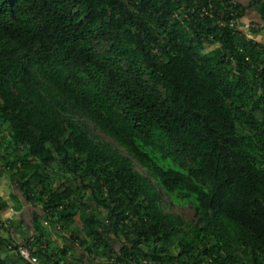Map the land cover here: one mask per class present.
<instances>
[{"label":"trees","instance_id":"obj_1","mask_svg":"<svg viewBox=\"0 0 264 264\" xmlns=\"http://www.w3.org/2000/svg\"><path fill=\"white\" fill-rule=\"evenodd\" d=\"M210 2L0 0V264H264V44Z\"/></svg>","mask_w":264,"mask_h":264},{"label":"built area","instance_id":"obj_2","mask_svg":"<svg viewBox=\"0 0 264 264\" xmlns=\"http://www.w3.org/2000/svg\"><path fill=\"white\" fill-rule=\"evenodd\" d=\"M221 2V5L219 3H213L210 2L206 6L202 8L203 15L206 17L213 19L215 23L221 27H238L239 18L238 13L240 11V3L238 0H217ZM264 1V0H262ZM195 12V8H186L183 9L180 13V18L183 22H185L186 19L190 18V14ZM176 16H179L178 13H176ZM261 25L258 23H252L250 25L251 32L254 30H257ZM10 215H8L5 218L6 224L8 225L10 223L9 219L13 220L14 215L16 214V210L11 207L10 208ZM20 254L27 260L31 261L32 263L37 260L35 256L31 255V251L27 246H20L19 247Z\"/></svg>","mask_w":264,"mask_h":264},{"label":"crops","instance_id":"obj_3","mask_svg":"<svg viewBox=\"0 0 264 264\" xmlns=\"http://www.w3.org/2000/svg\"><path fill=\"white\" fill-rule=\"evenodd\" d=\"M238 1L240 4H242L244 7H246L242 16L240 17V20L238 23V28L240 30H242L244 33L252 35L257 41L264 44V18H263V16L261 15V13L256 8L249 6L250 4L253 3L252 0H238ZM255 22L256 23H258V22L262 23L263 24L262 29L251 32L250 25L252 23H255ZM0 187H1V182H0ZM1 188L4 189L3 187H1ZM0 195L3 196V198L8 201L9 206L16 207L15 203L13 201L12 195H11V191L9 188H8L7 194L1 192ZM19 196H20V194H19ZM20 198H22V197L20 196ZM8 211L5 210V211L1 212L2 215H3V213H5L3 215L4 218H6ZM17 211L19 214L18 218H21V219L24 218L27 221H30L33 218V215H34L33 214V208H30L29 205L24 204L23 207L20 209H17ZM13 235H15L16 238H18V240H21L23 238L20 231H17V233H15ZM80 255L84 259L83 255L82 254H80Z\"/></svg>","mask_w":264,"mask_h":264},{"label":"rangeland","instance_id":"obj_4","mask_svg":"<svg viewBox=\"0 0 264 264\" xmlns=\"http://www.w3.org/2000/svg\"><path fill=\"white\" fill-rule=\"evenodd\" d=\"M249 37H252L251 35H249ZM214 46H210L207 48V50H210L212 49ZM108 139V138H107ZM0 182H1V187H3L4 189H2L0 187V193L3 192V193H6L7 194V191H8V183H7V180L6 178L4 177H0ZM12 188L14 189V187L12 186ZM20 198V197H19ZM13 201L16 203V200L13 199ZM172 211L176 212V213H179V214H182L185 216V218H187L188 220H191L193 219L194 215H193V211L190 207L188 206H183V205H180V204H174L172 206H170ZM10 215V213H7V216ZM6 216V217H7ZM14 233V232H12ZM6 236L8 234H5ZM0 255H2V253L0 252ZM20 264H26L25 261L23 259H20Z\"/></svg>","mask_w":264,"mask_h":264},{"label":"clouds","instance_id":"obj_5","mask_svg":"<svg viewBox=\"0 0 264 264\" xmlns=\"http://www.w3.org/2000/svg\"><path fill=\"white\" fill-rule=\"evenodd\" d=\"M11 207H13V208H14V206H11ZM11 207H10V208H11Z\"/></svg>","mask_w":264,"mask_h":264}]
</instances>
